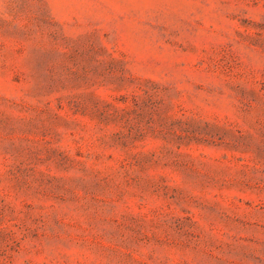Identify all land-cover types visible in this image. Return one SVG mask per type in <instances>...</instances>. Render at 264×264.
Listing matches in <instances>:
<instances>
[{
  "label": "rangeland",
  "instance_id": "374dc122",
  "mask_svg": "<svg viewBox=\"0 0 264 264\" xmlns=\"http://www.w3.org/2000/svg\"><path fill=\"white\" fill-rule=\"evenodd\" d=\"M0 264H264V0H0Z\"/></svg>",
  "mask_w": 264,
  "mask_h": 264
}]
</instances>
